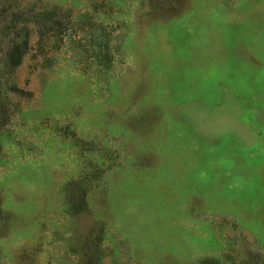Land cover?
I'll list each match as a JSON object with an SVG mask.
<instances>
[{
    "label": "rangeland",
    "instance_id": "374dc122",
    "mask_svg": "<svg viewBox=\"0 0 264 264\" xmlns=\"http://www.w3.org/2000/svg\"><path fill=\"white\" fill-rule=\"evenodd\" d=\"M0 264H264V0H0Z\"/></svg>",
    "mask_w": 264,
    "mask_h": 264
},
{
    "label": "trees",
    "instance_id": "16d2710c",
    "mask_svg": "<svg viewBox=\"0 0 264 264\" xmlns=\"http://www.w3.org/2000/svg\"><path fill=\"white\" fill-rule=\"evenodd\" d=\"M11 45V49L6 53V65L14 68L21 63L25 55L26 41L19 43L11 42Z\"/></svg>",
    "mask_w": 264,
    "mask_h": 264
}]
</instances>
